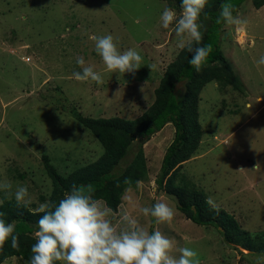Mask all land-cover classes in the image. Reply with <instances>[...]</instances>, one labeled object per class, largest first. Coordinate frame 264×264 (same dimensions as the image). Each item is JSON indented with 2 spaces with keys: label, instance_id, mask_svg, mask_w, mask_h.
<instances>
[{
  "label": "rangeland",
  "instance_id": "1",
  "mask_svg": "<svg viewBox=\"0 0 264 264\" xmlns=\"http://www.w3.org/2000/svg\"><path fill=\"white\" fill-rule=\"evenodd\" d=\"M164 7L179 13L173 0H0V180L12 182L10 192L17 184L27 185L31 211L51 199L44 158L65 175L103 153L76 115L134 119L151 105L161 76L181 50L173 26L164 29L158 23ZM235 15L247 24L242 30L223 25L220 47L242 91L217 82L202 88L201 139L179 176L203 190L211 206L232 214L243 229L262 234L264 65L255 61L264 55V6L255 9L247 0ZM109 33L121 51L135 48L141 54L138 69L123 74L104 68L91 37ZM80 56L102 73V82L74 79ZM173 134L170 124L154 133L143 146L145 163L136 175L117 197L100 199L113 209V224L119 230L125 226L124 213L135 215L148 230L173 240L171 255L191 247L200 264H264V254L225 244L215 229L193 224L157 190L155 178ZM0 200L16 203L4 191ZM160 200L175 209L169 222L158 223L134 207ZM1 264L27 262L10 257Z\"/></svg>",
  "mask_w": 264,
  "mask_h": 264
},
{
  "label": "trees",
  "instance_id": "2",
  "mask_svg": "<svg viewBox=\"0 0 264 264\" xmlns=\"http://www.w3.org/2000/svg\"><path fill=\"white\" fill-rule=\"evenodd\" d=\"M173 1L174 7L180 11V0ZM246 1L231 0L235 5L234 15ZM250 1L255 9L264 6V0ZM221 3L222 0H208L200 16L202 40L199 45L193 43V47L210 44L213 49L200 71H195L188 63L191 53L185 47L167 66L152 93L151 105L140 116L126 119L76 115L80 125L99 142L103 153L94 162L65 175L59 174L44 158L45 170L53 187L51 202H58L73 185L81 184L94 185V197L99 200L117 197L122 186L145 163L144 144L154 133L170 124L174 134L155 178L157 190L173 201L177 210L193 224L215 229L225 244L251 254H264V233L243 229L232 214L219 206H211L203 190L186 177L179 176V169L190 159L201 139L198 102L202 88L210 82H217L242 91V83L220 47L224 24L218 23L217 17ZM0 212L5 213L6 220L17 222L16 230L20 233L17 248L11 246L10 240L0 248V264L10 257H19L27 262L31 256V245L35 242L33 226L42 213L10 201L3 202Z\"/></svg>",
  "mask_w": 264,
  "mask_h": 264
},
{
  "label": "clouds",
  "instance_id": "3",
  "mask_svg": "<svg viewBox=\"0 0 264 264\" xmlns=\"http://www.w3.org/2000/svg\"><path fill=\"white\" fill-rule=\"evenodd\" d=\"M207 3L208 0H180L179 13L164 7L158 21L164 29L173 26L181 38L178 47H187L191 53L188 63L197 72L213 50L210 44L193 47V43L199 45L202 40L200 16ZM234 11L231 0H222L217 22L242 30L247 21L234 15ZM184 37L188 38L187 42ZM91 39L107 71L124 74L139 68L141 54L135 48L121 51L111 33L93 35ZM255 63L264 65V55ZM76 64L80 70L72 72L75 80L102 82V73L95 70L94 65L86 64L82 56L76 58ZM12 187L11 181L0 180V191L14 196L18 206L30 202L27 185L17 184L15 191L10 192ZM94 192L92 184L73 185L58 202L45 201L39 205L42 215L33 226L35 242L27 264H200L197 250L191 247H180L178 257L171 255L173 240L159 230H148L135 215L124 213L120 219L125 226L118 230L110 218L115 215L113 209L95 198ZM2 205L3 200H0ZM134 207L158 223L169 222L175 215V209L163 200L150 206L134 204ZM4 216L5 213L0 212V248L9 240L11 246L17 248L20 236L17 222L8 221Z\"/></svg>",
  "mask_w": 264,
  "mask_h": 264
}]
</instances>
